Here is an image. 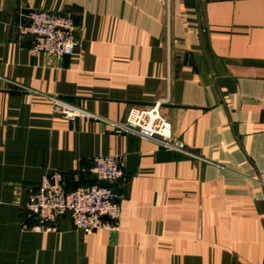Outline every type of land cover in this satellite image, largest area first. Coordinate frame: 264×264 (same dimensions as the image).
Here are the masks:
<instances>
[{"label": "crops", "instance_id": "0c3cea01", "mask_svg": "<svg viewBox=\"0 0 264 264\" xmlns=\"http://www.w3.org/2000/svg\"><path fill=\"white\" fill-rule=\"evenodd\" d=\"M35 9L72 16L76 55L32 51ZM138 102L186 152L114 126ZM130 154L116 228L28 216L48 171L74 190ZM0 264H264V0H0Z\"/></svg>", "mask_w": 264, "mask_h": 264}, {"label": "built area", "instance_id": "2783aa9c", "mask_svg": "<svg viewBox=\"0 0 264 264\" xmlns=\"http://www.w3.org/2000/svg\"><path fill=\"white\" fill-rule=\"evenodd\" d=\"M71 15L35 9L29 11L25 21L18 26L20 37L31 36L32 51L61 58L77 54L78 40ZM55 113L67 119L99 117L57 97L50 98ZM166 103V101H164ZM162 102L148 107H133L126 123L114 125L120 131L151 140L168 150L186 152L184 143L175 141L171 125L161 113ZM91 174L99 181L121 183L126 181V161L114 155L98 156L93 160ZM111 188L97 183L68 190L61 171L50 170L41 180L36 192H32L25 205L28 216L35 218L39 226L55 227L60 217L69 215L73 225L87 234L102 228H116L121 217L120 203L115 202ZM122 194L120 199L122 198Z\"/></svg>", "mask_w": 264, "mask_h": 264}, {"label": "water", "instance_id": "95a60500", "mask_svg": "<svg viewBox=\"0 0 264 264\" xmlns=\"http://www.w3.org/2000/svg\"><path fill=\"white\" fill-rule=\"evenodd\" d=\"M138 105H154V103H135ZM140 164V155L139 154H130L127 157V166H126V173L127 175H134L138 169V166ZM93 181L94 183H97L100 187L104 188H111L115 194V202L120 203V196L122 194V189L119 186V183H109L107 181H99L96 177V175H93Z\"/></svg>", "mask_w": 264, "mask_h": 264}, {"label": "trees", "instance_id": "16d2710c", "mask_svg": "<svg viewBox=\"0 0 264 264\" xmlns=\"http://www.w3.org/2000/svg\"><path fill=\"white\" fill-rule=\"evenodd\" d=\"M127 177H128V176H127ZM92 184H95V183L93 182V183H91V185H92Z\"/></svg>", "mask_w": 264, "mask_h": 264}]
</instances>
